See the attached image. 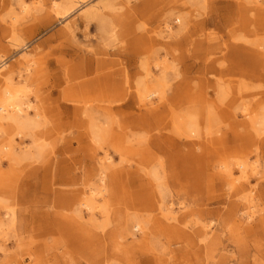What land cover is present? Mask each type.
<instances>
[{"label":"rangeland","instance_id":"1","mask_svg":"<svg viewBox=\"0 0 264 264\" xmlns=\"http://www.w3.org/2000/svg\"><path fill=\"white\" fill-rule=\"evenodd\" d=\"M23 1L26 11H22V7L12 0H0V64L4 63L5 66V74L0 76V100L4 77L10 75L12 82L18 83L15 85L19 89L18 93L23 94L25 101H30L31 107L27 111L29 116L32 118L34 113L32 105L41 115L39 126L34 128L40 145L37 150L32 147V138L29 136L32 125L29 127L31 131L28 129L25 132L14 125H6V120L0 119V264H106L108 259L113 264H215L218 260L221 264L256 263L253 259L257 241L264 247L263 231H255L249 236L231 225L221 223L215 212L216 209L225 211L227 207L224 195L226 187L223 189L218 184L207 195L219 196L222 201L206 200L205 191H202L205 181L199 179L197 171L193 173L195 176L186 169V173L179 171L178 176L171 173V177H168L171 193L167 192L162 202L165 204L163 207L172 202L171 208L177 216L181 215L182 206L185 207L179 201L186 203L189 199L196 201L197 205L193 206L212 211L207 219L216 224H212L210 232L215 233L219 243L214 262L211 258L205 259L197 247H182L176 240H168L155 229L153 232L147 231L149 236L144 244H141L138 232L127 235L123 231L124 225L132 212L140 217H149L151 224L157 218L164 223L171 222L163 217L157 205L150 207V200H145L152 194L159 198L155 181L141 169L144 165L146 169L149 168L156 163V159L146 152L144 146L147 142L131 146L121 139V147L117 150L118 146L113 143V132L117 129L115 124L112 132L108 133V146L104 143L103 148L95 146V151H90L91 141L82 113L90 105H101L107 103L103 102L106 100L109 102V95L112 104H117L122 96L120 93L114 95L110 90L111 82L101 84L102 77L110 71L123 70L127 64L125 68L129 70L132 87L133 79L143 72V61L149 62L153 68L151 50L158 47L159 57L166 53L169 63H174L168 69V85L185 87V96L207 92L204 97L216 102L214 86L205 83V78L214 79V76L206 72L211 61L213 65L216 64L215 56L221 57L226 52L225 66L232 72L227 71L225 78L235 82L244 78L249 85L246 93H256L258 98L263 96L264 30L258 22L255 34L248 32L243 19L252 16L251 11L244 9L248 7L243 4L246 0H81L79 9L65 18L53 12L47 14L50 11L48 5L53 0H40L43 9L38 13L33 11L36 0ZM93 5L103 6L101 13L105 25L103 21L101 24L93 19L84 32V12ZM177 15L184 16L188 23L186 31L183 30L187 32L186 35H180L179 24L174 19ZM72 20L79 21L80 25L71 24ZM166 23L171 31L165 29ZM194 25L203 27L200 32L203 35L194 32ZM243 28L247 30L243 33L247 40L240 38ZM176 29L178 32L174 33ZM155 35L157 37L152 44L150 41L145 42V38ZM205 35L212 39L209 41L210 48L203 39ZM256 40L261 42L260 46L249 43ZM10 41L14 44H10ZM238 45L241 46L239 52L232 50ZM250 47L253 50L250 51ZM100 64L105 65L100 68ZM85 67H90L87 75H84ZM120 72L115 73L112 80L119 81L121 76L117 74ZM173 88L167 91V97ZM131 92L133 94V89ZM175 93L177 95L178 91ZM231 97L232 94L223 103L217 102L216 108L232 111ZM156 103L162 110L163 103ZM142 111L134 104L130 116L134 118ZM118 116L121 121L123 115ZM162 118L149 121L147 135H154L159 129L165 134H172L168 128L170 112L165 111V117ZM242 120L243 117L238 113L234 118L229 117L223 126L226 139L222 143L228 153L235 155V159L247 158L251 162L258 157L262 171L264 132L256 134L246 123L238 128L233 124ZM166 124L167 129H163ZM233 126L236 131H233ZM6 145L12 148L13 156ZM175 148L179 152L180 149H186L180 144ZM106 150L113 160L110 172L126 169L130 176H122L115 182L109 180L113 181L110 205L112 221L103 228V246L97 247L96 244L87 247L83 242L88 239L82 240L76 235V226L70 223L71 213L66 205L71 196H75L82 188L85 176L87 179L94 177L96 160ZM175 150L168 156L165 151L161 152L155 147L151 149L154 156L167 161L171 157L175 158ZM195 151L199 150L195 148ZM121 154H127L130 161L122 162ZM250 180L252 184L256 183L253 176ZM258 185L264 186V177ZM178 187H182L183 191L176 194ZM191 190L192 196L189 194ZM99 201L102 202L101 199ZM203 202L207 205L201 206ZM126 206L131 207L128 212ZM240 218L236 217L238 222ZM88 228L81 229L86 238L85 230ZM69 230L72 232L71 237ZM101 257L103 261H100Z\"/></svg>","mask_w":264,"mask_h":264},{"label":"bare ground","instance_id":"2","mask_svg":"<svg viewBox=\"0 0 264 264\" xmlns=\"http://www.w3.org/2000/svg\"><path fill=\"white\" fill-rule=\"evenodd\" d=\"M12 1L20 5L22 11H26V7L23 6V0ZM245 3L243 4L248 5V7H244V9L251 11L250 15L252 16L243 19V23L246 28H248V32L255 34V27L258 22H260V27L264 30V22L262 21L264 18V0H246ZM80 5H82L81 0H53L50 5H48L50 11H48L47 14L53 12L60 18H65L74 10L79 9ZM42 7L43 5L40 0H36L33 6L34 13L40 12L43 9ZM101 9L103 10L102 5H93L90 9L85 10L83 22L84 32H86L90 20L94 19L101 24L103 21L105 25L104 19L102 20L103 14L101 13ZM14 19H16V17H14ZM174 19L179 24L178 29L180 35H186L187 32L184 33L183 30L186 29L185 27H187L188 23L185 21L184 16L177 15ZM78 22L77 20H72L70 23L76 26L79 24ZM198 26L199 25H194V32L197 31L196 34L203 35L200 33L203 27L199 28ZM102 27L100 28L102 29ZM246 28L245 30L243 28L240 32V38L243 40H247L245 39L246 36H244L245 32H247ZM165 29L171 31L169 24L166 23ZM178 29H176L174 33H177ZM71 34L73 33L71 32ZM159 34L156 35L158 36ZM86 35L87 33H85V36ZM156 35L145 38V42L148 43V41H150L152 44L157 37ZM203 39L206 40L205 42L207 45L209 41L212 40L208 38L207 35H205ZM9 43L14 44L11 41ZM249 43L254 46L261 45V42L257 40ZM222 44L223 43L218 44V47ZM208 46L210 48L211 45L209 44ZM243 47L242 49H244ZM159 50V47L151 50V57L154 59L152 61L153 68L150 67L149 62L143 61L141 63L143 72L141 76L133 79L134 83L132 87L130 86L132 80L129 70L125 68L127 64L122 68L123 70L110 71V73H105L102 77L101 84L111 82L112 88H110V90H112L114 95L120 93L122 98L118 99L119 102L117 104H112L109 95V102L106 100L103 102L107 103L101 105L96 104L94 106L90 105L83 110L82 113L85 117L86 129L91 141L89 150L94 152L96 147L103 148L104 143L106 144L108 139H110V134L108 133L112 132L113 124L117 127L113 132L115 138L113 143L118 146L117 150L121 147V139L131 146L141 145L147 142L144 148H146V152L149 153V155L151 154L153 159H156V163L152 164L147 169L144 165L141 169L144 171V174L152 178V181H155L154 186L159 192V198H156V195L152 194V196L145 198V200L151 201V203L149 201L150 204L148 203L150 207L157 205V207L161 209L163 217L167 220H171V222L169 224L164 223L159 220L160 218H157L154 219L151 224V219L149 217H140L136 212H132L127 216V222H125L123 231H125L127 235H135L138 232L140 234V242L144 244L149 236L147 231L150 230L153 232L155 229L156 231L162 232L168 240H176L175 242L177 244L180 243L182 247H197L202 251L205 259L211 258L214 262L215 250L219 243L217 242L218 239H216L215 233L213 234L210 232V228L216 224H213L212 220L207 219V217H210L212 214V211L204 207H197L196 201L194 202L191 199H189V201L187 200L186 203L185 201H179L180 204H185V207L182 206L183 209H181L182 212H180V216H177L175 211L172 210V202L166 203L167 207H163L165 205L162 202L164 195H166L167 192L171 193L168 177H171V173L173 172L178 176L181 170L185 171V173L186 170H188L189 173L192 174H196L197 171L199 179L202 178L205 181V183H203L204 190L202 191H205L206 197L209 194L208 192L212 191L218 184H220L223 189L226 187V190L223 191L227 207L225 211L222 212L216 209L215 214L217 219L219 218L224 225H231L236 230H240V233L249 234V236L250 234L253 235V233L258 230H262L264 233V211L261 213V211L264 210V186H257L259 180L264 177V167L261 171L258 157H255L251 162H248L247 158L236 157L235 159V155L231 152L228 153L222 143L226 139V131L223 129V126L226 125L229 117L234 118L236 113L243 117L242 121L233 122L237 128L246 123L256 134L264 132V95L258 98V94L256 95V93H246L245 90L249 85L244 78H241L243 80H236V82L225 78L226 73L232 72L231 69L228 70L227 65L225 66L226 52L221 57L215 56L214 60L216 64L213 65L211 61L209 71L206 72L214 76V79L207 80L205 78V83L208 82L210 85L214 86L216 102H214L215 100L206 99L204 97V94H207V92L204 94L194 93L193 95L185 96V87L182 88L180 87L181 85H168V69L170 66H173L174 63H169L166 53L161 54L160 58ZM232 50H238L239 52L241 46H235ZM251 50L253 49L250 47V51ZM221 52L222 50L220 49L219 53ZM256 54L259 55L260 53L257 52ZM101 61L102 59H100V62ZM104 65L105 64H100L99 67L102 68ZM4 67V63H1L0 76H4L5 74L3 70ZM89 69L90 67H85L84 75L88 74ZM118 71H121L117 74V76H121L120 80H112L113 75ZM55 82L59 83L58 80ZM233 83H236V85H231ZM15 85H18V83H13L10 75L4 77L3 96L0 100V119L6 120V125H14L19 128L20 131L25 130V132L28 129L30 130L29 127L32 125V132L29 136L32 138V147L37 150L40 144L38 143V138H36L34 128L39 126L41 115L35 110L36 107L32 105L34 113L32 114V118L29 116L27 111L31 107L29 104L30 101H25L23 99V94L18 93L17 90L19 89L15 87ZM172 86H174L173 92H170L169 97H167L166 93ZM132 89L133 94L131 92ZM176 91H178V97L175 93ZM231 94L230 107L232 111H228L227 108H216L217 102L223 103ZM156 102L163 103L162 110H159V105H155ZM134 104H137L138 110L143 111L132 118L130 114ZM166 105L168 108H166ZM165 111L170 112L168 128L172 134H165L159 129L158 133H161L160 135H158V133L147 135V132L150 130L146 131L147 127L149 128V121L163 120L162 117H165ZM118 115H123L121 121ZM130 119H133V121ZM165 123H167V121ZM122 129L123 133L120 135L119 132H121ZM163 129H167V124ZM232 129L236 131L234 126ZM178 144L186 149H180V152L175 150ZM106 146H108V144H106ZM154 147L161 152L165 151L168 156H171L170 153L175 150V154L177 155L175 158L171 157L173 159L169 157L170 159L168 161L163 158L160 159L153 155L151 149ZM195 148L199 151H195ZM7 149L10 151V155L13 156L12 148L7 146ZM123 156L121 154L122 159L120 160L122 162L127 163L130 161L127 154ZM96 163L97 167L95 168L94 177L87 179L85 176L82 188L75 196H71L69 204L66 205L68 206L66 209H69L71 213L70 223L76 226L75 233L78 235V238L82 240L88 239L83 242L88 245L87 247L96 244L97 247L103 246L102 240L104 238L102 236L105 233L103 228L112 221L110 205L112 202L111 186L113 181L109 182V180H114L115 182V180H118L122 176L124 178H129L130 176V172L126 169H124V171L116 170L113 173L110 172L113 166V160L107 150L97 158ZM252 176L256 180L255 184L250 182ZM175 188L176 187L173 186L172 189L175 190ZM86 189H88V191H86ZM180 191H183L182 187L176 189V194ZM185 194L188 193L185 192ZM189 194L191 196L193 195L192 190L189 191ZM209 197H207L206 200L222 201L219 196ZM100 199L102 202L99 201ZM194 204L196 205L193 206ZM204 205H207V203L203 202L201 204V206ZM128 209H131V207L126 206L127 212ZM6 214L7 213H5V215ZM85 214L86 218L84 219ZM238 216L241 217L240 222L236 219ZM86 226H89V228L85 230V232L87 231L88 238L84 237V234H82L84 233L82 230ZM97 230H101V232ZM69 235L71 237V230H69ZM121 237L123 236L121 235ZM246 251L247 249L245 248L244 252L246 253ZM255 251L253 261L256 263L254 264H261V262L264 261V247L259 241H257ZM169 252L171 253V251ZM107 258L108 255L105 256V259ZM101 260L103 261L102 257L100 261ZM109 260L110 259H108V263L106 262V264H113V261ZM215 264H221V261H215Z\"/></svg>","mask_w":264,"mask_h":264}]
</instances>
